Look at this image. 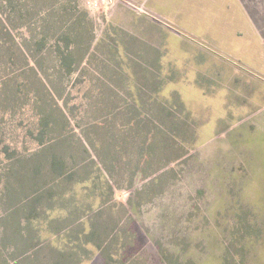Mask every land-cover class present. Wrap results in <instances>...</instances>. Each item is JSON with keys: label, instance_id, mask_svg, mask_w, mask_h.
I'll return each instance as SVG.
<instances>
[{"label": "rangeland", "instance_id": "obj_1", "mask_svg": "<svg viewBox=\"0 0 264 264\" xmlns=\"http://www.w3.org/2000/svg\"><path fill=\"white\" fill-rule=\"evenodd\" d=\"M135 11L122 0H0V264L19 255L2 236L10 209L33 189L13 187V156L39 149L41 111L52 113L46 138L64 129L69 150L104 121L118 131L127 120L135 130L138 119H161L157 128L169 130L155 137L146 168L160 170L137 174L130 188L116 178L126 188L110 213L125 230L112 244L119 264H264V119H241L264 101V82L233 61L240 74L209 76L192 60L142 59L153 54L137 37ZM68 51L72 71L59 61Z\"/></svg>", "mask_w": 264, "mask_h": 264}, {"label": "trees", "instance_id": "obj_2", "mask_svg": "<svg viewBox=\"0 0 264 264\" xmlns=\"http://www.w3.org/2000/svg\"><path fill=\"white\" fill-rule=\"evenodd\" d=\"M70 53L68 51L63 54L59 60L68 68V71H72ZM37 80L42 83L40 79L37 78ZM146 80L142 84H149L147 78ZM46 92L48 94V91ZM151 93L155 98L157 91L153 90ZM137 94L139 93L137 92ZM132 98H136L133 100L134 104L140 108L145 107V102L141 98L138 100L135 95ZM51 116L50 111H41L40 113L39 128L34 135V139L40 145L39 149L30 154L28 158L13 156V164L17 165L12 169L14 173V177L11 178L14 180L13 187L17 191H23L25 182H27L33 189L25 199L19 202L18 209L16 207L10 209L9 212L13 213L10 219V223L12 222L10 232L8 235L4 233L2 236L4 244H14L19 255L27 251L30 252V250L34 253V250L41 245L50 246V251L55 254L54 256L58 255V252H55L57 234L65 228L69 231L83 217L92 219L89 220L91 230L83 236V239L86 238L90 242L96 241V244L100 245V237H94L93 234V227L96 225L99 227L100 223L94 217L99 218L104 213L109 215L115 208L114 200L110 202L113 193L110 182L116 188H124L119 187L120 185L116 181L117 176H120L124 178L123 181H127L126 186L130 188L137 174L148 178L160 170V166L149 171L146 168L151 165L152 158L156 156L155 150H152L155 145V137L159 135V132L164 136L169 133L168 129L161 131L155 125L158 123V127H160L161 119H138L131 123L135 124L137 128L135 130L130 129V122L127 120L118 131L112 124L104 121V123H98L90 128V133L86 134H91V137H85L84 140L80 137L77 139L80 143V150L74 148L69 150V148H63L67 137L64 129H60L57 138H46V133L51 130ZM178 120L185 122L186 119ZM170 123L174 127L178 126L172 121ZM146 124L153 126L155 131L150 130L145 133L143 127ZM164 126L167 128V125ZM84 136L86 135L84 134ZM165 154L166 152H164L163 158L167 159L164 164L172 160ZM182 154L184 155L185 152H181L179 157L183 156ZM134 156H136L135 160ZM159 156L162 158L161 154ZM70 159L74 160L72 166H68ZM23 164L28 165L25 167L26 172L19 169ZM8 192L15 198L19 196L11 190ZM11 198L14 197L10 195V200ZM118 205L125 208L121 202ZM111 221L113 224L111 243L115 244L119 238L121 239L125 230H120L118 221L115 222L112 217ZM21 229L24 234H20ZM70 235L73 237L72 234ZM21 236H24L23 242L18 244ZM120 246L122 250L125 249V244ZM117 251H110V244L107 241L106 248L101 250L105 264L120 263L118 259L114 258V252ZM35 264L40 263L36 262Z\"/></svg>", "mask_w": 264, "mask_h": 264}, {"label": "crops", "instance_id": "obj_3", "mask_svg": "<svg viewBox=\"0 0 264 264\" xmlns=\"http://www.w3.org/2000/svg\"><path fill=\"white\" fill-rule=\"evenodd\" d=\"M122 1L129 8H136L137 37L153 54L152 58L142 59L192 60L202 70L201 75L209 76L222 75L225 69L231 75L240 74L232 67L230 61H233L241 67L238 71L244 70V77L264 82V0ZM244 115L241 119H264V101ZM110 183L111 202L117 189L126 188H116ZM111 217L106 213L94 217L100 223L99 227H93L94 237H100V245L83 239L91 230L89 220H92L83 217L69 231L65 228L57 234L55 252L58 255L54 256L50 246L41 245L34 253L27 251L14 260L16 264H92L95 261L105 264L101 250L109 241L112 251Z\"/></svg>", "mask_w": 264, "mask_h": 264}, {"label": "built area", "instance_id": "obj_4", "mask_svg": "<svg viewBox=\"0 0 264 264\" xmlns=\"http://www.w3.org/2000/svg\"><path fill=\"white\" fill-rule=\"evenodd\" d=\"M140 11L146 13V10H145V9H142V8H141Z\"/></svg>", "mask_w": 264, "mask_h": 264}]
</instances>
